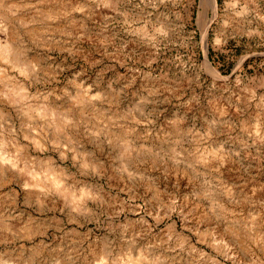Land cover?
Here are the masks:
<instances>
[{
  "label": "rangeland",
  "instance_id": "374dc122",
  "mask_svg": "<svg viewBox=\"0 0 264 264\" xmlns=\"http://www.w3.org/2000/svg\"><path fill=\"white\" fill-rule=\"evenodd\" d=\"M0 2L18 5L0 15V39L35 69L0 68L31 84L33 104L71 106L76 126L59 137L7 108L0 136L34 161L53 158L100 197L78 225L0 181V231L47 230L0 241V260L90 264L107 249L111 259L143 251L166 264H264V0ZM29 130L47 148L35 149ZM107 133L132 144L130 160Z\"/></svg>",
  "mask_w": 264,
  "mask_h": 264
},
{
  "label": "bare ground",
  "instance_id": "6f19581e",
  "mask_svg": "<svg viewBox=\"0 0 264 264\" xmlns=\"http://www.w3.org/2000/svg\"><path fill=\"white\" fill-rule=\"evenodd\" d=\"M210 1V4L215 3L214 0ZM15 7H18V5L0 2V15L6 14V9L8 12H13ZM0 31H3V33L5 32L1 27ZM2 40L0 39V61L2 63L9 65L13 69H17L22 75H28L35 69L33 61L29 60L19 47L14 45L12 41L10 42L8 38L4 41ZM5 71L0 68V110L4 111L7 108H10L11 111L21 114L29 120L38 118L43 124H45L43 125L44 127L53 130L52 132L54 135L59 137L65 135V137H69L70 133L67 131V128L70 127L71 129H75L76 127L75 125H72V120L74 119L73 116H71L73 113L72 107H64L59 111V107L56 106L55 102L33 104L31 102L32 99L38 97L40 94H33L31 91V84L29 83L11 81ZM73 103L77 105V110L80 114L84 115L86 113L85 110L88 108L86 96H76ZM97 117L101 118L102 116ZM24 133V137L31 141L35 149L43 150L45 147L47 148L48 145L46 141L36 136L33 130ZM107 135L111 141L113 140V142H115L120 157L125 160H130L133 154L131 153L133 151L132 144L126 140L121 141L120 138H116L114 135L111 136L110 133H107ZM66 139L72 143L71 138ZM54 140L55 141H52L53 143H51L54 146L61 144L58 139ZM64 152L65 151L61 150V158L65 157ZM43 161L32 160L27 151V147L23 143H19L13 138L0 136V181L3 183L16 184L21 187V194L27 203L37 205L39 208L46 207V210L48 208L49 210L60 212L67 217L68 222H77L78 225H81V216H90V213L92 212L90 205L100 200L98 192L92 185L83 186L80 189L76 188L77 186H75L73 182H70L69 175L65 168H63L62 165L58 166L53 158H48ZM90 161L83 160L82 167L85 171H88L89 169H93L94 171L100 170V164L94 161H91L90 163ZM17 193L19 192L17 191ZM16 196L18 198L19 194H16ZM242 221L243 220L240 219L236 220L238 223H242ZM249 221L250 222H247L250 226L259 225V223L253 218H250ZM248 224H245V226L247 227ZM46 231H42V229L36 230L29 226L17 231L19 235H16L15 233L17 232L14 233V231H8V233L0 231V241H7L10 237L31 241L37 236V234L46 235ZM43 244L44 242L40 241L38 245ZM23 248H21V250H23ZM106 250L102 251L98 257L96 256L90 264H166L165 261L161 260L159 257H150L147 252L143 251H140L136 256L131 253H124L117 258L111 259ZM228 251L229 250H227V252ZM110 259L112 262H109ZM2 260H0V264H36L34 259L27 260L25 263H20V259L18 260V258V261L13 263H10L11 261L8 262L9 260ZM88 263L87 259H85L84 264ZM56 264L70 263L64 256L63 258H58Z\"/></svg>",
  "mask_w": 264,
  "mask_h": 264
}]
</instances>
